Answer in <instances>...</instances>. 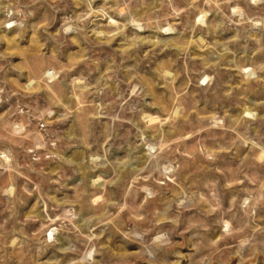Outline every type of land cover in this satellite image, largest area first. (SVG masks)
Here are the masks:
<instances>
[{
	"label": "rangeland",
	"instance_id": "rangeland-1",
	"mask_svg": "<svg viewBox=\"0 0 264 264\" xmlns=\"http://www.w3.org/2000/svg\"><path fill=\"white\" fill-rule=\"evenodd\" d=\"M0 264H264V0H0Z\"/></svg>",
	"mask_w": 264,
	"mask_h": 264
}]
</instances>
